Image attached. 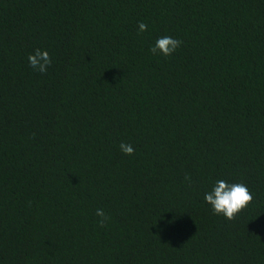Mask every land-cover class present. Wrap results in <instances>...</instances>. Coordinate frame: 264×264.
Here are the masks:
<instances>
[{"label":"trees","instance_id":"obj_1","mask_svg":"<svg viewBox=\"0 0 264 264\" xmlns=\"http://www.w3.org/2000/svg\"><path fill=\"white\" fill-rule=\"evenodd\" d=\"M0 264H264V0H0Z\"/></svg>","mask_w":264,"mask_h":264},{"label":"clouds","instance_id":"obj_2","mask_svg":"<svg viewBox=\"0 0 264 264\" xmlns=\"http://www.w3.org/2000/svg\"><path fill=\"white\" fill-rule=\"evenodd\" d=\"M147 25L139 23V32L147 30ZM182 41L170 36H162L156 39L155 43L150 46V52L160 54L165 57L171 56L181 45ZM28 62L33 70L40 73H46L48 67L52 64V59L46 50L37 48L29 54ZM120 150L125 155H132L134 148L131 144L121 143ZM185 180L191 183V177L186 175ZM253 196L247 186L243 183H228L224 180H217L212 190L205 193L204 200L209 204L216 215H223L228 220L235 219L236 215L251 203ZM96 215L100 217L98 223L104 226L109 217L103 209H97ZM171 223V222H169Z\"/></svg>","mask_w":264,"mask_h":264}]
</instances>
